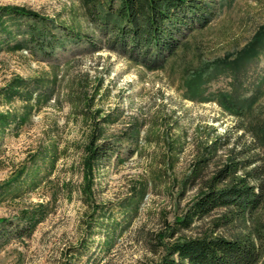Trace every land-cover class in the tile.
Instances as JSON below:
<instances>
[{
	"label": "rangeland",
	"instance_id": "obj_1",
	"mask_svg": "<svg viewBox=\"0 0 264 264\" xmlns=\"http://www.w3.org/2000/svg\"><path fill=\"white\" fill-rule=\"evenodd\" d=\"M205 1L211 24L153 69L101 44L83 0H0V264H153L248 235L264 264V205L192 216L264 158V0Z\"/></svg>",
	"mask_w": 264,
	"mask_h": 264
},
{
	"label": "trees",
	"instance_id": "obj_2",
	"mask_svg": "<svg viewBox=\"0 0 264 264\" xmlns=\"http://www.w3.org/2000/svg\"><path fill=\"white\" fill-rule=\"evenodd\" d=\"M83 2L89 8L91 21L99 28L101 44L153 69L163 67L184 45L190 34L207 28L215 17L214 5L205 0ZM8 13L16 18L24 16L17 9ZM30 32L31 42L45 48V35L37 32V27L31 28ZM74 39L85 40L84 35L77 34ZM90 43L97 44L92 41ZM224 98L228 100L226 95ZM229 101L231 104V100ZM237 108L244 110L242 105ZM99 149L100 153L107 150L97 148L98 151ZM244 162V168L251 169L243 177L234 178L223 187L211 186L198 198L192 209L194 218L207 217L219 209L228 211L229 218H242L264 205V158ZM255 162L260 165L252 167ZM239 164V161H232L219 176L222 173L229 176L237 172ZM227 180L228 177L224 181ZM261 257L262 247L250 235L203 236L174 243L162 260L153 264H258Z\"/></svg>",
	"mask_w": 264,
	"mask_h": 264
}]
</instances>
